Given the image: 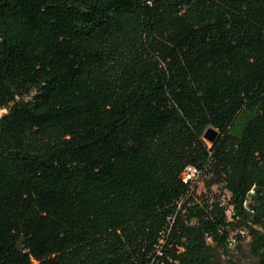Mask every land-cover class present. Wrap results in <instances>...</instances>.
I'll return each instance as SVG.
<instances>
[{
  "label": "trees",
  "instance_id": "obj_1",
  "mask_svg": "<svg viewBox=\"0 0 264 264\" xmlns=\"http://www.w3.org/2000/svg\"><path fill=\"white\" fill-rule=\"evenodd\" d=\"M0 107V264H264V0H0Z\"/></svg>",
  "mask_w": 264,
  "mask_h": 264
},
{
  "label": "rangeland",
  "instance_id": "obj_2",
  "mask_svg": "<svg viewBox=\"0 0 264 264\" xmlns=\"http://www.w3.org/2000/svg\"><path fill=\"white\" fill-rule=\"evenodd\" d=\"M6 112L5 108L0 107V116ZM205 190V186L203 182L200 183L199 185V192ZM222 198L224 199L225 202L229 200V193L223 194L222 192ZM236 234H242L243 236L246 235L245 230L237 229L230 238L229 245L231 247V254H230V260L228 261L229 258L226 256H223L224 258V264H256V261L252 254L250 253L248 249V241L250 237H247L246 240L242 243L241 247L236 246V242L233 241L235 236H238Z\"/></svg>",
  "mask_w": 264,
  "mask_h": 264
},
{
  "label": "water",
  "instance_id": "obj_3",
  "mask_svg": "<svg viewBox=\"0 0 264 264\" xmlns=\"http://www.w3.org/2000/svg\"><path fill=\"white\" fill-rule=\"evenodd\" d=\"M218 135L219 132L212 127H209L205 132V138L212 142L218 137Z\"/></svg>",
  "mask_w": 264,
  "mask_h": 264
},
{
  "label": "built area",
  "instance_id": "obj_4",
  "mask_svg": "<svg viewBox=\"0 0 264 264\" xmlns=\"http://www.w3.org/2000/svg\"><path fill=\"white\" fill-rule=\"evenodd\" d=\"M196 172V169L193 167H188V171L186 172L187 177H190L191 174H194Z\"/></svg>",
  "mask_w": 264,
  "mask_h": 264
}]
</instances>
